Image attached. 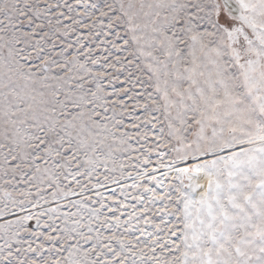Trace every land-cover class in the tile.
I'll return each instance as SVG.
<instances>
[{"label":"snow or ice","instance_id":"6c2138e0","mask_svg":"<svg viewBox=\"0 0 264 264\" xmlns=\"http://www.w3.org/2000/svg\"><path fill=\"white\" fill-rule=\"evenodd\" d=\"M0 264H264V0H0Z\"/></svg>","mask_w":264,"mask_h":264}]
</instances>
